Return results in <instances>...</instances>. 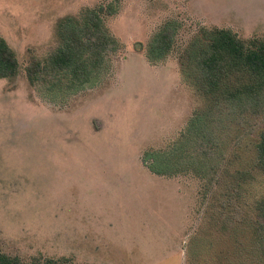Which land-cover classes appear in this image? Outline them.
Listing matches in <instances>:
<instances>
[{"label": "rangeland", "instance_id": "1", "mask_svg": "<svg viewBox=\"0 0 264 264\" xmlns=\"http://www.w3.org/2000/svg\"><path fill=\"white\" fill-rule=\"evenodd\" d=\"M108 1H119L107 25L122 44L110 70L52 102L25 67L55 48L60 18L102 0H0V38L21 63L17 77H0V249L26 262L264 264L245 215L224 234V216L199 179L143 164L146 150L179 136L200 98L176 54L151 64L140 48L168 20L181 23L177 45L201 26L264 38V0ZM255 174L246 198L252 217L264 193V174Z\"/></svg>", "mask_w": 264, "mask_h": 264}, {"label": "trees", "instance_id": "2", "mask_svg": "<svg viewBox=\"0 0 264 264\" xmlns=\"http://www.w3.org/2000/svg\"><path fill=\"white\" fill-rule=\"evenodd\" d=\"M118 2L102 0L57 21L55 48L32 57L25 67L29 83L40 87L48 100L59 102L92 88L110 70L113 55L122 48L107 25V18L119 11ZM180 28L179 21L168 20L140 48L151 64L176 54L200 104L179 136L163 148L146 150L142 162L160 176L199 179L204 199L211 196L216 203L212 206L224 216V234L245 215L244 221L253 225L255 244L264 250V193L254 206V217L246 200L255 171L264 174V38L201 26L185 44L177 45ZM20 70L16 51L0 38V77L15 78ZM244 151L250 155L245 164ZM0 264L76 262L65 256L26 262L0 249Z\"/></svg>", "mask_w": 264, "mask_h": 264}]
</instances>
